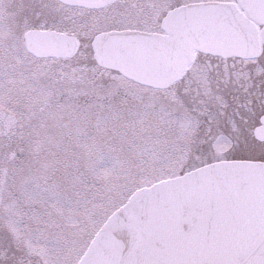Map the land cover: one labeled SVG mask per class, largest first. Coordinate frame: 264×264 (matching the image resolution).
Segmentation results:
<instances>
[{
    "label": "rangeland",
    "instance_id": "1",
    "mask_svg": "<svg viewBox=\"0 0 264 264\" xmlns=\"http://www.w3.org/2000/svg\"><path fill=\"white\" fill-rule=\"evenodd\" d=\"M174 2L189 0H166L142 12L70 10L66 24L56 19L52 28L79 38L123 28L157 33ZM31 4L0 0V114L15 120L8 134L21 135L33 119L41 124L32 141L0 136L1 176L10 152L36 155L38 161L34 178L16 163L7 169L0 242L11 243L22 264H77L100 226L131 193L180 176L182 168L192 170L193 158L177 149L173 126L179 119L165 89L98 68L90 45L66 61L31 57L21 35L51 20L39 22L28 9Z\"/></svg>",
    "mask_w": 264,
    "mask_h": 264
},
{
    "label": "snow or ice",
    "instance_id": "2",
    "mask_svg": "<svg viewBox=\"0 0 264 264\" xmlns=\"http://www.w3.org/2000/svg\"><path fill=\"white\" fill-rule=\"evenodd\" d=\"M185 6L210 13L215 32L245 46L197 52L164 90L179 119L177 149L188 151L200 174L181 170L184 196L205 217L207 252V258L166 264H264V0H189ZM53 7L40 5L33 16H54ZM257 41L260 51L250 53L247 45ZM0 264H22L11 243L0 242Z\"/></svg>",
    "mask_w": 264,
    "mask_h": 264
},
{
    "label": "water",
    "instance_id": "3",
    "mask_svg": "<svg viewBox=\"0 0 264 264\" xmlns=\"http://www.w3.org/2000/svg\"><path fill=\"white\" fill-rule=\"evenodd\" d=\"M64 4L100 8L110 0H58ZM211 14L181 6L162 19L164 34L111 31L91 43L96 64L138 84L167 88L181 75L195 52L213 54L225 43L244 47L222 37L210 24ZM25 50L36 58H69L76 49L70 35L30 30L23 35ZM259 52V42L247 45ZM193 177L200 174L189 171ZM185 174L136 190L91 240L77 264H166L207 258L201 235L205 217L198 205L184 196Z\"/></svg>",
    "mask_w": 264,
    "mask_h": 264
},
{
    "label": "flooded vegetation",
    "instance_id": "4",
    "mask_svg": "<svg viewBox=\"0 0 264 264\" xmlns=\"http://www.w3.org/2000/svg\"><path fill=\"white\" fill-rule=\"evenodd\" d=\"M31 1V5L28 7V9H34L37 8L40 5L43 4H50L53 5L54 7L52 9H49V11L54 13V16H51V20L48 23V26H44L42 28H32V29H28V30H48V31H55L58 33H62L64 35H70L72 36L77 43L78 47L81 46H87V45H91L92 39L99 33H103V32H99L96 33L94 35H81L80 38L74 34V33H70V32H66V29H53L52 26L54 25V22L56 19L59 20V22H61L63 25L66 24V14L68 13V11L70 10H78L81 13H91V12H97V11H101V10H105V9H111L112 7L116 10H119V8H123V9H131L133 11H138V12H142L144 10H156L158 9L166 0H110V2H108L106 5H104L103 7L100 8H88V7H83V6H77V5H69V4H64L60 1L57 0H30ZM39 2H41V4H39ZM30 3V2H29ZM179 3V2H174L173 4H171V9H174L176 7L182 6V5H186ZM169 9V10H171ZM17 10V16H18V20H20L21 16H22V9L18 8ZM167 10L164 15L169 11ZM27 13V12H25ZM164 15L160 18L159 21V29L161 26V21L162 18L164 17ZM36 16L39 17L38 21L42 22L44 18H47L49 20V16L45 17L40 15V13H36ZM1 27V26H0ZM1 30V28H0ZM27 30V31H28ZM121 30H138V29H130V28H123ZM121 30H110V31H121ZM141 31V30H138ZM144 32H149L147 30H145ZM161 32V29H160ZM152 33V32H149ZM155 33V32H153ZM91 37L89 40L88 38ZM85 38V39H84ZM21 40L23 42V35H21ZM1 45V42H0ZM41 59H54L56 61H66V58H54V57H47V58H41ZM91 59L93 60V57H91ZM32 120V119H31ZM15 120H13L10 116L5 115L3 113L0 114V136H4V137H9V138H18L19 140H23L24 142L26 140H30L32 141L33 139L37 138L38 136H36V134L39 131L38 126L41 125L39 124V122H35L37 121L36 119H33V122H28L26 124H24V132L22 130V134L18 135V134H8L9 132V128L10 125L13 124ZM17 126V125H16ZM12 141V140H10ZM37 156L35 155H25L21 152V154H19L17 156V152L13 153L10 152L7 156V165L5 167H3L1 169V174L0 175V206H2V202H3V194L5 192V186L7 183V178L6 175H8V171L7 169L9 168V166L12 163H16L20 169L22 171L24 170H30V174L32 175V178H34V176L36 175V164L38 165V161H37Z\"/></svg>",
    "mask_w": 264,
    "mask_h": 264
}]
</instances>
